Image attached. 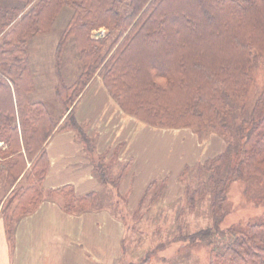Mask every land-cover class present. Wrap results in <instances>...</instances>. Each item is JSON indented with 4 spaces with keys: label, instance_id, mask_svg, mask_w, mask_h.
I'll use <instances>...</instances> for the list:
<instances>
[{
    "label": "trees",
    "instance_id": "obj_1",
    "mask_svg": "<svg viewBox=\"0 0 264 264\" xmlns=\"http://www.w3.org/2000/svg\"><path fill=\"white\" fill-rule=\"evenodd\" d=\"M65 8L71 16L55 55L61 115L53 118L42 103L29 100L34 87L27 46L29 39L52 29ZM100 30L105 37L93 39ZM69 40L80 70L65 87L58 60ZM262 53L264 0H14L0 7V217L10 246L15 224L33 214L44 198L60 197L61 210L69 215L94 210L105 198L126 203L118 188L131 161L120 164L110 158L107 163L106 154L95 155L96 142L73 112L95 77L120 111L140 124L211 133L223 141L221 153L185 166L178 176L185 210L195 212L207 204L212 226L180 233L176 240L185 246L210 238L229 213L231 183L243 176L264 183L258 164L264 161V90L250 107L243 104L252 85L249 70ZM67 131L75 133L88 156L101 194L77 198L69 185L44 190L46 143L54 133ZM121 147L114 149L116 158ZM166 190V179H153L140 208L148 200L160 202ZM119 214L112 212L122 222L117 216L126 213ZM261 219L230 228V241L218 249L208 242L207 264H264V212Z\"/></svg>",
    "mask_w": 264,
    "mask_h": 264
},
{
    "label": "crops",
    "instance_id": "obj_2",
    "mask_svg": "<svg viewBox=\"0 0 264 264\" xmlns=\"http://www.w3.org/2000/svg\"><path fill=\"white\" fill-rule=\"evenodd\" d=\"M50 65L53 66V59H50ZM55 79L56 86V74ZM34 95H37L35 85L29 100ZM73 112L77 122L86 127L87 136L95 137L98 156L106 154L121 164L131 161V169L118 188L120 198L127 201L126 211H140L139 201L147 185L155 178L166 179L167 190L161 202L154 206H167L182 194L177 184L179 174L185 166L199 163L191 162L196 149L190 138L185 135L184 140L176 139L175 145L171 146H167L163 138H158L161 135L152 138L151 130H156L124 115L98 78L90 82ZM135 123L139 126L135 127ZM214 138L217 141L213 139L208 150L215 156L222 152L224 143L215 135ZM179 141L186 143L185 146H181ZM119 144L122 147L116 158L114 149ZM45 150L49 170L43 183L44 190H57L69 185L77 198L91 192H103L73 131L54 133ZM112 210L95 208L79 215H69L56 201L46 200L33 214L15 224L12 247L0 221V264H120L124 226L112 215L117 211Z\"/></svg>",
    "mask_w": 264,
    "mask_h": 264
},
{
    "label": "rangeland",
    "instance_id": "obj_3",
    "mask_svg": "<svg viewBox=\"0 0 264 264\" xmlns=\"http://www.w3.org/2000/svg\"><path fill=\"white\" fill-rule=\"evenodd\" d=\"M12 4H14V0H2L0 7H8ZM70 16L71 10L68 8L63 9L52 29L46 34L29 39L27 46L32 81L34 80L33 87L35 85V93L37 94L32 96L30 101L42 103L53 118H58L61 115V113L59 115L60 106L54 96L55 87L54 91L52 89L56 82L53 66L55 67L57 63L55 55L59 38L68 24ZM104 35V30H100L95 32L92 38L102 39L105 37ZM50 59H53L52 67ZM58 61L60 62V74L62 75L61 81L65 87L69 86L75 81L80 70L78 53L73 40H69L63 47ZM249 75L252 78L251 90L245 100L243 99V104L247 107H250L264 90V53L258 55L255 65L249 70ZM239 105L238 102H235L236 107ZM112 117L113 115L110 118ZM137 126L139 125L135 123V127ZM158 135H161L158 138H163L162 140L167 146L175 145L174 140L176 139L180 140L182 138L184 140L185 135L190 138L196 149L193 152L196 155L191 161L192 163L196 161L202 163L214 156L212 151L209 152L208 150L211 148L209 143H212V140L215 139L211 133L197 134L185 130H156L153 132L151 130L150 136L152 138L156 139ZM89 138L96 142L95 137ZM179 144L185 146L186 143L179 141ZM104 157L106 162H111L110 157L107 155ZM196 158L200 160H196ZM258 164L264 169V161H260ZM177 184L182 190L183 185L179 182ZM0 195L2 196V193ZM183 198L181 194L167 206H154L155 204L151 205L148 200L144 207L139 209L140 211H126L124 207H126L127 201L123 203L121 200L108 198L98 201L96 208L101 207L111 212L117 206V214L124 215L126 213L124 216H117L123 218L121 223L124 226L123 259L120 264H148L145 263L146 260L154 264H207L210 249L208 242L214 244L212 248L218 249L230 241L231 237L227 232L230 228L234 227V230H238L248 222H256L261 219L264 212V183L251 176H243L232 182L228 189L226 203L229 213L219 223L214 234L208 239H199L193 242L192 245L185 246L176 240L180 233L181 236H184L187 233L191 234L206 229L212 226V222L209 218L207 204L199 205L195 212H188L185 210ZM46 200L56 201L61 208L62 200L60 197L44 198L41 203ZM111 204L113 208L110 209ZM0 221L2 222L1 217Z\"/></svg>",
    "mask_w": 264,
    "mask_h": 264
}]
</instances>
